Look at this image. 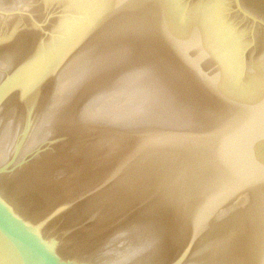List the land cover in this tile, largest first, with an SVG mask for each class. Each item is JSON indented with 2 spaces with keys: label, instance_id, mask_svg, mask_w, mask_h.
I'll use <instances>...</instances> for the list:
<instances>
[{
  "label": "water",
  "instance_id": "95a60500",
  "mask_svg": "<svg viewBox=\"0 0 264 264\" xmlns=\"http://www.w3.org/2000/svg\"><path fill=\"white\" fill-rule=\"evenodd\" d=\"M0 264H264V0H0Z\"/></svg>",
  "mask_w": 264,
  "mask_h": 264
}]
</instances>
